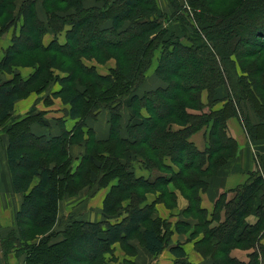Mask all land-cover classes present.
I'll list each match as a JSON object with an SVG mask.
<instances>
[{
  "label": "trees",
  "instance_id": "obj_1",
  "mask_svg": "<svg viewBox=\"0 0 264 264\" xmlns=\"http://www.w3.org/2000/svg\"><path fill=\"white\" fill-rule=\"evenodd\" d=\"M84 1L59 0L66 6L65 14L68 12L62 17L42 0L46 13L43 19L38 17L36 0H23L17 11V17L22 18L19 34L12 38L11 45L0 57V126L8 136L6 155L12 186L23 195L15 218L26 224L22 232L18 229L17 236L12 232L8 244H1L4 256L13 241H21L27 242L20 251L24 264H34L41 250L46 251V264H101L105 254L112 253L116 242L129 249L126 242L130 238H138L151 255H158L168 246L171 230L170 223L155 214V205L163 202L167 208L173 207L175 190H178L188 200L183 216L198 218L196 227L204 232L203 246L198 248L211 255L212 264H264L261 242L264 237V164L257 155L254 157L256 170L248 181L236 188L229 199L221 194L210 218L200 207V191L206 188L207 179L236 152L235 140L226 134L227 118L236 115L245 132L254 138H259L264 131V0H234L231 7L221 13L211 11L210 5L215 0H184L191 13L185 10L178 20L182 24L189 21L187 25L192 29L194 45L173 41L171 48L161 50L155 74L167 85L141 95L137 90L144 80L152 50L162 39L163 43L166 41V22L158 14L155 1L94 0L102 2L101 7L96 4L86 7ZM168 2L176 11L180 10L176 0ZM13 5L14 0H0V35L15 19ZM53 18H64L57 29L65 30L64 43L53 36L47 44L43 42L45 34L57 33L51 26ZM106 22L110 25L99 27ZM97 31L106 37L104 42L95 41L99 36ZM116 35L121 38L115 45ZM103 47L113 50L111 53L117 60L116 69L109 75L99 74L93 66L78 62L79 69L92 79L85 82L83 90H72L70 70H64L66 75L57 79L61 84L60 92L65 94L62 102L70 106V118H79L71 129L64 130L61 119L62 129L58 135H39L33 133L30 126L34 122L44 125L41 118L28 113L20 118L11 117L14 102L31 92V85L46 68L55 67L57 53L71 49L67 54L70 57L74 52L79 53L75 62L82 54H88L97 63H103L106 60L101 53ZM121 47L125 51L118 54L117 49ZM202 48L211 57L217 75L213 83L205 77L203 86L204 78L200 76L206 70L207 61L202 58ZM27 50H42L50 55L28 78L14 74L13 78L4 79L2 72L17 55ZM176 62L179 63V81L169 83L166 73ZM42 81L46 88L52 77L47 75ZM221 85L227 87L228 97L224 98L220 109H211L218 102L213 93ZM203 89L211 99L207 105L201 101ZM126 98L129 120L122 125ZM241 101H249L256 112L259 122L255 126L240 109ZM206 106L209 111L199 115L189 111L203 110ZM100 107L109 112V136L104 140L89 137L95 132L86 126L88 118H95L104 109ZM210 121L208 145L200 151L190 137ZM84 128L86 138L82 136ZM113 141L125 145L124 154L110 144ZM76 142L84 143V153L72 169L69 148ZM93 144L105 145L100 151L92 147ZM141 146L149 151L139 149ZM127 148L134 149V155H141L149 166L156 167L158 174L154 178L134 174ZM167 158L177 170L165 161ZM113 179L117 181L110 185ZM108 185L109 191L102 201L103 219H68L63 229H55L58 204L63 197L74 195L85 186H97L90 190L93 195ZM150 191H156V197L151 203H145ZM121 205L125 206V213L111 220L109 216L118 212ZM222 210L224 220L209 228L208 222L218 218ZM251 213L258 217L254 224L245 220ZM187 224V221H178L175 229L181 232ZM30 227L35 230L32 239L27 238ZM213 238L217 239L216 243H210ZM66 246H70L68 253L62 252ZM236 247L253 248L246 263L229 256L230 250ZM170 251L176 256L172 264H191L179 244L170 246Z\"/></svg>",
  "mask_w": 264,
  "mask_h": 264
},
{
  "label": "crops",
  "instance_id": "obj_2",
  "mask_svg": "<svg viewBox=\"0 0 264 264\" xmlns=\"http://www.w3.org/2000/svg\"><path fill=\"white\" fill-rule=\"evenodd\" d=\"M86 1H84V4ZM42 3V1H41ZM37 4V0H36ZM42 5V4H41ZM86 6V5H85ZM87 7V6H86ZM45 15V14H44ZM21 21V22H20ZM20 23L22 25V18L20 17ZM13 24V23H12ZM10 24L8 28L0 35V52L5 51L11 45L12 38L18 35L20 30H13V25ZM20 25V24H19ZM20 25V26H21ZM110 25V22H106L104 27ZM67 29V26L65 27ZM65 30H62L60 33L59 41L60 43H64ZM49 35L46 34L45 37ZM51 38H52V34ZM45 37L43 42L47 44L50 39L45 41ZM16 60V59H15ZM14 60V62H15ZM157 63V62H156ZM156 63H154V67L150 68L145 74L144 80L139 86L137 93L139 95L143 94L146 91L153 90L155 88L163 87L165 84L156 76L155 68ZM13 71L12 73L5 72L4 79L9 80L13 78V75H19L22 78H28L35 71L36 66L32 67H21V65H12ZM66 73H62L61 77L65 76ZM53 84V83H52ZM52 84H48L47 87ZM54 88V87H53ZM54 91V89L52 90ZM228 90L225 85H221L217 87L213 93V98L218 102H215L211 109L217 110L223 106L224 98L228 96ZM38 94L37 91L29 92L28 95L18 98L14 102L13 110L11 112L12 117L15 116H23L25 113L29 112L34 105H36V98ZM128 98L124 100V111L127 113V110H130L128 107ZM201 101L204 105L208 104V91L203 89L201 92ZM51 107H48L50 110ZM58 107H56L57 109ZM207 111H209V107L206 106ZM46 110V108H44ZM70 106L64 103V114H57L54 112H45V115L50 113L57 114V118H62L64 121V130L71 129L73 125L79 121V118H70L69 116ZM240 109L243 111L247 120L252 124L256 125L259 122V118L252 108L249 101H241ZM199 111H195L194 113H198ZM64 115V116H63ZM48 117H52L51 114ZM55 117V118H56ZM107 115L106 119H104L105 127L100 126V121L95 118H88L86 120V126L91 127L94 130V134H96L99 138L106 139L109 136V125H108ZM138 121V120H136ZM102 122V120H101ZM211 121L202 126L200 129L196 130L192 133L190 137V141L194 143V145L200 150H204L208 145V134L211 129ZM31 130L35 134H46L48 135L50 131L52 134L58 135L61 131V127L52 122H46L44 125H40L36 122L32 123L30 126ZM262 132V131H261ZM226 134L228 137H231L236 142V152L235 154L222 163L207 179L206 188L204 191H200V207L205 209L207 213L210 214L213 211V206L215 201L221 194H226L227 198L233 196L234 190L239 186L246 183L249 179V176L252 172L256 170V159L254 158L256 155L264 164V131L262 135H259V138H254L248 135L238 117L236 115L229 116L226 121ZM8 143V136L1 130L0 126V234H5L4 228H9L14 226L15 220V212L19 209L21 198L19 196V192H15L12 186L11 174L9 171L8 163H7V155L6 148ZM72 146V145H71ZM70 146V151L74 150ZM167 163L173 167L174 170H177V166L174 165L167 158L165 159ZM151 174V173H149ZM154 173H152L153 176ZM158 172L156 173V175ZM114 182L110 183L113 184ZM110 185L98 189L99 191L94 196L96 199V203L88 204V209L84 213L83 216H80L79 219L89 220V221H99L103 219L102 214V201L106 193L109 191ZM150 193L146 194L145 203H151L155 195ZM175 205L171 208H167L163 202L156 203V215L166 219L170 223L171 235L168 239V246L165 247L158 255H151L144 246L139 242L138 238H130L127 240V244L130 247L129 252H126L121 248V244L116 242L112 249L114 252L110 254L109 264H172L176 258V256L170 251V246L179 244L185 253V258L191 264H212L213 260L211 255L208 252L201 251L198 247H202L201 241L204 238L203 229L199 230L196 227L198 224V218L192 216H183V210L188 205V200L178 191L175 190ZM8 204V207H6ZM59 206H63L64 204L59 203ZM62 208V207H60ZM95 209L96 213L91 215V210ZM5 214L6 216H3ZM59 214V213H58ZM225 218V213L222 210L219 213V217L216 219H211L208 222V227H214L222 222ZM258 217L255 213H251L246 217V221L250 224H254L257 221ZM181 221H187L188 224L181 232H178L175 227L176 223ZM1 236V235H0ZM217 239L213 238L210 243H216ZM261 242L264 244V237ZM204 243V242H203ZM253 251V248H233L229 252V256L241 261L247 262L249 260V254ZM115 255V259H114ZM23 258L13 257L14 261L9 263L7 258L4 256V253L1 251L0 247V264H24Z\"/></svg>",
  "mask_w": 264,
  "mask_h": 264
},
{
  "label": "rangeland",
  "instance_id": "obj_3",
  "mask_svg": "<svg viewBox=\"0 0 264 264\" xmlns=\"http://www.w3.org/2000/svg\"><path fill=\"white\" fill-rule=\"evenodd\" d=\"M41 1L42 0H37V4H36V11L38 14V17L40 18H45L46 13H45V9L44 6L41 5ZM47 5H49L51 8V10H57L58 12V16H64L65 14V4L59 2V0H45ZM155 1V6L157 9L158 14H161L166 22V32L164 33V39L166 40L165 43H163V39L159 42L160 44L154 48L152 50V53L150 55V59H149V65L146 69V71L144 72V75L147 73V71L150 68L154 67V63H158V59H159V55H160V51L161 50H165L168 47L171 48V43L173 41H178L179 43L185 44L187 46H192L194 45V40L191 37L192 36V29L187 25V22H189L188 20H186L185 23L182 24V22H180L178 20V16L184 15L182 12H184L185 10H187L189 13H191V8L190 6L184 1V0H176L177 1V5L180 7V10L176 11L174 7H172L170 5V3L168 2V0H154ZM234 0H215V3H212L210 5L211 11H213L214 13H221L224 12L226 10H228ZM23 2V0H14V5H13V15H14V20L11 21V23H13V30H20L21 28V21L19 16L17 17V11L19 9V6L21 5V3ZM87 7H92L94 4L99 5V7H101L102 2H95L94 0H86L85 2ZM43 4V3H42ZM176 11V13H175ZM180 12V13H179ZM178 13V14H177ZM45 14V15H44ZM68 14V12L66 13ZM65 14V15H66ZM192 15V14H191ZM188 17V15H186ZM47 19V18H46ZM49 19V17H48ZM64 18H59V19H55L53 18L51 21V26L52 28L57 31V33H51L53 37H55L56 39H59L60 37V32L61 30H57L58 27H60V23H62ZM20 21V22H19ZM195 23V22H194ZM20 24V25H19ZM127 23L124 24V27ZM193 26V25H191ZM99 27H104V23L101 24V26ZM19 33V32H18ZM98 35L100 32H98ZM46 35V34H45ZM44 35V37H45ZM16 36V35H15ZM14 36V37H15ZM43 37V39H44ZM51 35H47L45 37V41L47 39H50ZM121 37L117 36L115 38H113V44L116 45L117 41L120 39ZM106 37L104 36H97L95 41L96 42H103L105 41ZM49 41V40H48ZM236 41V40H234ZM71 47V46H70ZM75 49H77L78 47L81 46H73ZM113 50H110V48L108 47H103L101 49V53H104L106 56V60L103 63H97L93 58H89L88 54H82V56L78 59L77 62H75V60L77 59L76 57H79V53L78 52H74L73 56L70 57L69 55H67L68 53L72 52V50L70 49V51L68 50L67 53L63 52L61 53H57L56 59H57V63L55 65L54 68L51 69V67L49 66V68H46V70H44L41 74H39V78L38 80L33 83L30 87L31 92L32 91H37V98H36V105H34V107L31 108V110L29 112H27L28 114H30L31 116L35 117L36 119H42V121H48V122H52L55 123L57 125L60 124V120L62 118H57L56 115L57 114H64V103L62 102L64 100V93L60 92L61 89V84L57 81V79L59 77H61L62 73H64V70H70L73 74V79H72V90H83L84 87L83 85L85 84V82L87 81H91L92 79L85 75L81 69H79L77 63L78 62H82L85 66H93L96 71L100 74H105V75H109L111 73L112 70L116 69L117 66V60L115 59V57L113 56V54L111 53ZM125 51V48H118L117 49V53L118 54H122ZM202 51V58L203 60L205 59L206 62V70L205 72L200 76L201 78H204L201 86H203L205 84V79L210 83H213V81L217 80V75L214 72V67H213V63H212V59L211 57L208 55L207 50H205L204 48L201 49ZM5 51L0 52V57H2L4 55ZM50 53L44 52L42 50H27V51H23L21 52L19 55H17V57L15 58V62H11L10 67L5 70L4 72H2V77L4 76L5 72L8 73H12L13 71V66L12 65H21V67H32V66H36L35 69L37 68V65L43 63L44 61H47V58L49 57ZM156 63V66H157ZM48 64V63H47ZM178 66L179 63L176 62L175 64H173V66L171 68H169L167 70V78L169 79V83H172L173 81H179V78L177 77L180 73V70H178ZM213 67V68H212ZM47 75H49L50 77H52V81L50 82V84H52L49 87H44V84L42 79L44 77H47ZM176 75V76H175ZM145 77V76H144ZM206 77V78H205ZM161 80V79H160ZM76 81V82H75ZM165 85H167L163 80H161ZM78 82V83H77ZM189 82V81H186ZM44 87V88H43ZM54 87V88H53ZM43 88V89H42ZM42 89V90H41ZM54 89V91H52ZM202 92V91H201ZM210 95V94H209ZM182 96V95H181ZM211 97V95H210ZM211 99H209L208 97V101H210ZM48 107H51L50 110H48ZM56 107H58L56 109ZM163 107V106H162ZM46 108V110L44 109ZM104 108V109H101ZM101 111L95 116V120L98 119L100 121V126L105 127L106 124L104 123V119H106V115H107V119L109 118V112L105 107H100ZM123 109V107H122ZM160 109V107L158 108ZM122 111V110H121ZM189 111L193 114L195 111V109H189ZM45 112H54L57 114H51L52 117H48V115H45ZM123 112V117L121 120L122 125L126 124V120H129V110H127V113L125 111ZM202 113L207 112V108L204 107L203 110H199V112L197 113L198 115ZM27 113H25L23 116H25ZM195 114V113H194ZM23 116H15V117H11L14 118H20ZM64 116V115H63ZM56 117V118H55ZM91 118V117H90ZM58 119V120H57ZM102 120V122H101ZM63 122V127H64V121ZM109 125V124H108ZM60 126V125H59ZM62 129V126H60ZM177 127V126H174ZM200 129V128H199ZM83 131L85 133H82V136L84 138L87 137L86 134V128L83 129ZM195 132V131H194ZM50 135H52V132L50 131L49 133ZM82 137V139H83ZM89 137H93L99 140H104L102 138H99L96 134H89ZM92 143H94L92 141ZM110 144L116 146V148L119 150L120 154H124L123 151L126 149L125 145H120L117 144L115 141L110 142ZM105 145V144H104ZM104 145H100V144H93L92 147H94L97 150H100L104 148ZM74 150L69 151L72 154L70 159H71V167L72 169L74 167H76L79 162L81 161L82 158V153H84V143H79L76 142L74 144H72L71 146ZM129 150V155H130V165L133 167L134 169V174L136 175H143L146 178H154L156 176V167L153 168L152 166H149V163L146 161V159L144 157H142L141 155H134L136 154V152L134 151V149H130L127 148ZM139 149H146L147 151H149V149L146 148V146H141V148ZM146 150L144 152H146ZM149 155H151L152 157L154 156L151 152H148ZM154 158V157H153ZM154 161L156 162L157 165H159V161H156L154 159ZM142 162H144V165L142 164ZM99 163V162H97ZM151 173V174H149ZM152 173L153 176H152ZM117 181L116 179H113L112 182ZM95 185V184H93ZM97 186H85L83 188H81L78 192L74 193V195L71 196H66L63 197L60 201L61 203L64 204V208L63 206H59L58 204V213H59V217H58V221L57 224L55 226V229H63V227H65L66 222L68 221V219H79L80 216H83L84 213L86 212V210L88 209V204H94L96 203V199L94 196L96 195V193L99 191L97 190L93 195H90L91 191L96 189ZM91 190V191H90ZM156 191H150V194H154L156 197ZM19 196L22 200V193H19ZM59 201V203H60ZM8 207V204L7 206ZM62 207V208H60ZM124 205L119 206V211L116 212L115 214H112L109 216V218L111 220H115V219H119L124 213ZM17 212V211H16ZM15 212V214H16ZM93 213H96L95 209L91 210V215ZM3 216H6L5 214H3ZM26 224H24V222L21 220V222H18V220H14V226L13 227H9V228H4L5 229V234H0V247L1 244H8L10 241V235L12 234V232L14 233V235L17 236L18 233V229H20V231L22 232L23 228L25 227ZM32 228V227H30ZM34 228H32L29 232V234H27V238L28 239H32L34 236ZM13 237V236H11ZM17 242V241H13L11 243L12 247L9 249L8 254H6L5 256L7 257V260L9 263H12L14 261L13 257H24L23 254H20V251L24 250V246L25 243L23 242ZM71 246V245H70ZM70 246H66L64 248H62V252H70ZM122 249H124L126 252H129V249L127 247L121 246ZM2 251V249H1ZM79 250L77 249V252ZM82 251V250H81ZM3 252V251H2ZM84 252V251H83ZM112 252H114V250H112ZM79 253V252H78ZM19 254V255H17ZM110 254L112 253H106L104 258V261L101 264H109L110 259L113 258L110 257ZM47 254L45 250H41V255L40 258L38 260H36L34 262V264H46L47 262ZM114 259H115V255H114ZM116 260V259H115ZM23 262H24V258H23Z\"/></svg>",
  "mask_w": 264,
  "mask_h": 264
}]
</instances>
